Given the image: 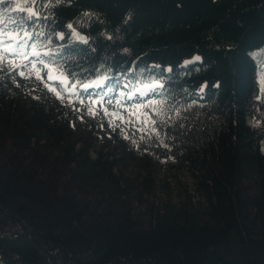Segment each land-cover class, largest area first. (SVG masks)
Instances as JSON below:
<instances>
[{"label": "trees", "instance_id": "1", "mask_svg": "<svg viewBox=\"0 0 264 264\" xmlns=\"http://www.w3.org/2000/svg\"><path fill=\"white\" fill-rule=\"evenodd\" d=\"M12 3L40 16L35 50L62 60L47 65L60 99L20 94L0 61V264H264V104L250 55L264 49V0ZM94 80L111 97L123 82L164 86L151 97L157 127L112 134L111 158L90 156L82 137L102 115L70 125ZM157 164L189 174L203 202L150 203L136 219Z\"/></svg>", "mask_w": 264, "mask_h": 264}, {"label": "rangeland", "instance_id": "2", "mask_svg": "<svg viewBox=\"0 0 264 264\" xmlns=\"http://www.w3.org/2000/svg\"><path fill=\"white\" fill-rule=\"evenodd\" d=\"M58 37V36H57ZM26 53L31 52L30 48L25 49ZM40 53H45L47 50L45 48L36 50ZM0 53H2V49H0ZM250 55L255 59L257 64L256 71V79L258 82L259 88V98L261 102L264 104V49L253 51ZM17 63L27 64L28 61H24L22 58H15ZM31 59V57H29ZM6 62V61H4ZM10 68V72L13 74L15 78L14 86L18 90L20 94L28 95L30 97L37 96H52L54 99H60L57 92L53 90V87L50 86L51 82H57L58 80L54 79L52 81L48 80V75L51 73L54 76V71L50 67H45L37 63L35 69H32L30 66L25 70V76H20L19 72L13 71L12 67L8 65ZM37 72H39V78L37 77ZM127 84L126 82L121 83L119 90L114 93V97H111L107 94L105 100L112 99L113 103L101 104L99 98H97L95 105L89 102H81L82 106H84V114L78 116L77 118L71 117L70 125L75 127L78 123L85 125L88 120H91L94 115H102L103 122L95 123L97 126L96 129H83L82 137H86L88 142L90 143L91 150L90 156H94L95 152H100L101 155L109 157L112 154L114 149V144L110 143V136L113 134L117 137H123L127 132H134L135 134L139 133H147L148 128H143V122L140 121L137 123V127L140 128L139 131H136L131 125L127 123V118L129 116V112L124 111L120 105L115 104V99H119L117 95L118 92L123 91L125 97L127 96L129 91H134V88L124 89L123 85ZM121 88L123 90H121ZM135 88H140L136 87ZM144 88V87H142ZM141 88V89H142ZM88 91L95 94V92H101L102 90L99 88L89 89ZM152 93L144 96L143 98L137 97V100L132 103L140 102V100H152ZM68 104V103H67ZM131 108V104L129 105ZM90 109V110H89ZM107 111V115L105 111ZM100 111V112H99ZM122 112V115H116V112ZM149 111L148 109H141L140 115H143L144 112ZM121 120H124L125 123L121 124ZM135 122V121H134ZM263 152H264V140L262 142ZM150 193L147 195H143V199L139 208H136L134 211L135 215L137 214L136 219L140 217V213L146 210L150 203L156 205L157 207H161L163 203L170 202L176 205L179 201L183 200L185 195H188L191 199L192 203L195 202H203L200 194L195 189V183L189 174L184 172H175L167 169L165 166L160 164L155 165L152 175V180L150 182Z\"/></svg>", "mask_w": 264, "mask_h": 264}, {"label": "snow or ice", "instance_id": "3", "mask_svg": "<svg viewBox=\"0 0 264 264\" xmlns=\"http://www.w3.org/2000/svg\"><path fill=\"white\" fill-rule=\"evenodd\" d=\"M179 6V5H178ZM13 13H20L18 18L13 16ZM6 18V19H5ZM44 20H47V17H44ZM40 23V16L33 11V7L31 5L21 4V3H12V0H0V49H2V53H0V61H6L7 65H10L13 71L19 72L20 76H25V70L29 68L35 69L37 63L44 65L47 67L48 63H60L62 57L59 59H53L55 53H40L35 50L37 47L36 41L40 40L41 45L43 44V40H41V35L38 31L37 25ZM69 28L72 26L69 25ZM74 34V33H73ZM50 39V37H49ZM59 39L63 40L64 36L61 35ZM78 39H83V37H78ZM31 41V43H29ZM87 43V41H85ZM31 48L32 51L26 53L25 49ZM17 57L22 58L24 61H28L27 64L17 63ZM31 57V59H29ZM44 57H48V60H45ZM0 70H6L4 65H0ZM69 76H75L74 72H69ZM37 77L39 78V72H37ZM12 78V73H8V79ZM56 79L51 73L48 75V80L52 81ZM60 88H66L68 85L66 82L61 81L58 85ZM72 89H76V84L73 83L71 85ZM163 85H146L144 89L135 88L134 91H129L127 96L125 97L124 92L120 91L117 95L121 98L115 99V104L120 105L124 111L129 112V116L127 118V123L131 125L136 131H139L140 128L137 127V123L142 121L143 128L147 129L150 125L154 128L157 127V120L154 117L157 113L153 110V106L155 105V100H140V102L132 103L137 100V97L143 98L144 96L152 93L154 96H163L162 91H158V89H163ZM80 88L83 92H87L88 96L81 97V102L88 103L89 98L90 103L95 105L97 98L101 104L108 103L112 104V99L105 100L107 96V91H103L105 88V82L101 80H94L92 83H83L80 85ZM99 88L101 92H89V89ZM124 89L129 88L128 84L123 85ZM79 95V93H76ZM59 95V93H57ZM131 104V108L129 105ZM163 107V106H162ZM176 107L169 108V115L172 112H175ZM141 109H148L149 111L144 112L143 115H140ZM90 110V109H89ZM105 114L107 115V111ZM116 115H122V112L117 111ZM190 119V116L185 117ZM135 121V122H134ZM125 123L124 120H121V124ZM177 128H183V120L177 123ZM162 131L163 128L160 127ZM187 131V129H185ZM171 133V129H169V134ZM145 150H147V146H145Z\"/></svg>", "mask_w": 264, "mask_h": 264}, {"label": "water", "instance_id": "4", "mask_svg": "<svg viewBox=\"0 0 264 264\" xmlns=\"http://www.w3.org/2000/svg\"><path fill=\"white\" fill-rule=\"evenodd\" d=\"M75 36L77 37V39H78V37H83L80 34H78L77 32H75ZM83 40H84V37H83V39H78V41H80V42H82Z\"/></svg>", "mask_w": 264, "mask_h": 264}, {"label": "bare ground", "instance_id": "5", "mask_svg": "<svg viewBox=\"0 0 264 264\" xmlns=\"http://www.w3.org/2000/svg\"><path fill=\"white\" fill-rule=\"evenodd\" d=\"M153 84H157V83H156V82H154V83H152V84H150V85H153ZM147 85H148V84H147ZM157 85H158V84H157ZM145 86H146V85H141V86L139 85V87H140V88H142V87H144V88H145ZM144 88H142V89H144ZM133 90H134V89H133Z\"/></svg>", "mask_w": 264, "mask_h": 264}]
</instances>
